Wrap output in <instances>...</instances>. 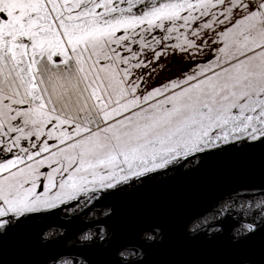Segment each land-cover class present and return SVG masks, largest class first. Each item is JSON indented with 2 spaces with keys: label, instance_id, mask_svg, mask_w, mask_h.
I'll list each match as a JSON object with an SVG mask.
<instances>
[{
  "label": "snow or ice",
  "instance_id": "6c2138e0",
  "mask_svg": "<svg viewBox=\"0 0 264 264\" xmlns=\"http://www.w3.org/2000/svg\"><path fill=\"white\" fill-rule=\"evenodd\" d=\"M215 173L264 186V0H0V264H264V212L173 240L109 206L74 260L35 227Z\"/></svg>",
  "mask_w": 264,
  "mask_h": 264
},
{
  "label": "water",
  "instance_id": "95a60500",
  "mask_svg": "<svg viewBox=\"0 0 264 264\" xmlns=\"http://www.w3.org/2000/svg\"><path fill=\"white\" fill-rule=\"evenodd\" d=\"M225 178L223 173H215L211 177L192 179L176 177L161 183L151 184L141 193L120 197L122 201L126 202L127 208H120L116 200L109 198L99 203L93 202L92 211L95 216L91 218H89L90 216H85L82 220L76 219L66 223L63 217H44L35 222V227L37 231L40 229L47 230L48 228H65L64 235L58 236L52 250L54 252H62L64 257H68L71 250L80 254L83 250L72 249L71 247L65 249L62 245L74 234H78L81 228L87 230V227L95 228L96 225L100 224L112 225L115 222V218L106 219L103 214L107 207L112 206L118 207L123 218L128 220L140 215H148L160 220L169 231L172 239L175 240L180 230L191 228L194 223L211 212H219L221 204L225 201L229 204L231 200L236 201L238 199L251 203L257 199H264V191L261 190L264 186L260 185L259 180L252 178ZM212 183L214 184L209 189ZM252 185H255V187H252ZM219 207L220 210H218ZM84 209L81 211L90 212L89 208H86L85 211ZM222 210L223 214L232 212L240 222H249L253 218L259 221L260 213L264 212V209L261 212L251 211L252 213L240 210L239 213L234 214L235 212L232 208L225 212ZM243 214H248L249 216L244 218ZM220 218L221 216H219ZM214 226L219 227L218 224H214ZM232 226L237 227L239 225L234 224ZM201 229L204 230L206 228L202 226ZM135 238L133 232L120 233L122 241H134ZM196 238L199 239V237ZM138 258L133 255L129 259L135 261Z\"/></svg>",
  "mask_w": 264,
  "mask_h": 264
},
{
  "label": "rangeland",
  "instance_id": "374dc122",
  "mask_svg": "<svg viewBox=\"0 0 264 264\" xmlns=\"http://www.w3.org/2000/svg\"><path fill=\"white\" fill-rule=\"evenodd\" d=\"M173 66H174V67H179V65H177V64H174ZM160 82H162V81H160ZM260 200H261V199H257V200H255L254 202H251V203L246 202V201H243V200H240V202H238L237 204H233V203L230 201L229 204H228V207L225 208V209H223V210H226V211H227L229 208H230V209L232 208V209H234V212H235L234 214L239 213L240 210H243V212H248V213H252V212H261V211L264 209V206H261V205L258 203ZM86 208H89L88 210H90V213H91V215H90L89 218L95 216V213L92 211V208H93L92 205H87V206L85 207L84 211L86 210ZM230 209H229V210H230ZM82 210H83V209H82ZM221 210H222V209H221ZM251 211H252V212H251ZM213 215H215L216 218L219 219L220 214L217 215V214L213 213ZM224 215H226V216H230L233 220L238 221V220L235 218V216L232 214V212L229 213V214L225 213ZM243 215L245 216V217L243 216L244 218H246L247 216H249L248 214H243ZM201 219H203V218H201ZM75 222H76V221H75ZM75 222H74V223H75ZM198 222H200V221H198ZM77 223H79V222H77ZM214 224H215V223H213V221L209 220L207 225L201 224V227H202V226H205L206 228H207V227H215ZM233 225H234V224H233ZM189 229H190V228H189ZM58 230H59L58 235L60 234L61 231H62V233H63L64 231H66L65 228H63V227L58 228ZM66 259H68V260H73V259H69V257H67Z\"/></svg>",
  "mask_w": 264,
  "mask_h": 264
},
{
  "label": "bare ground",
  "instance_id": "6f19581e",
  "mask_svg": "<svg viewBox=\"0 0 264 264\" xmlns=\"http://www.w3.org/2000/svg\"><path fill=\"white\" fill-rule=\"evenodd\" d=\"M231 202L233 203V204H237L238 202H240V200H236V201H234V200H231ZM234 202H236V203H234ZM218 210H220V207H219V209ZM222 211H226V210H222ZM227 211H229V209L227 210ZM213 213H215V214H217V215H219L220 213H221V210L219 211V212H211L209 215H213ZM202 219H199L198 221H201ZM197 223V222H196ZM59 228V227H58ZM206 228V227H205ZM60 235H64V232L62 233V231L60 232V234L58 235V236H60ZM79 250H81V249H79ZM80 252V251H79ZM89 254H91V257L92 258H95V255L93 254V253H88V255ZM79 254L77 253V252H75V251H73V250H71V252L69 253V255H68V257H69V259H75L77 256H78ZM85 255H87V253H85ZM134 255V257L136 258L137 256L135 255V254H133ZM132 255V256H133ZM131 256V257H132ZM65 258H67V257H65ZM130 258V257H129ZM139 259V258H138Z\"/></svg>",
  "mask_w": 264,
  "mask_h": 264
}]
</instances>
